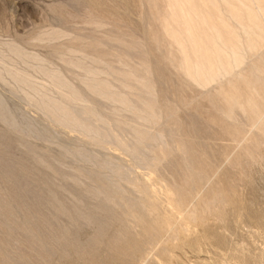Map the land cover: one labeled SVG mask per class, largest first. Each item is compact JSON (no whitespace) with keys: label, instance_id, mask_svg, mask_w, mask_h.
Masks as SVG:
<instances>
[{"label":"rangeland","instance_id":"374dc122","mask_svg":"<svg viewBox=\"0 0 264 264\" xmlns=\"http://www.w3.org/2000/svg\"><path fill=\"white\" fill-rule=\"evenodd\" d=\"M260 35L264 0H0V264H264Z\"/></svg>","mask_w":264,"mask_h":264},{"label":"bare ground","instance_id":"6f19581e","mask_svg":"<svg viewBox=\"0 0 264 264\" xmlns=\"http://www.w3.org/2000/svg\"><path fill=\"white\" fill-rule=\"evenodd\" d=\"M249 18H250V21L252 20H254V18L256 17V15H253V13L252 12H249ZM261 36V35H260ZM264 38L261 36V40H263ZM230 42V41H229ZM224 44H225V42H223ZM233 47V48H232ZM234 47H237V48H239L238 46H236L235 44H233V45H231V48L233 49V51H235V49H234ZM238 50H241V48H239ZM234 56H236V53L234 54ZM212 57H214L213 55L212 56H208V58H211L212 59ZM211 59H210V61L209 62H211L212 63V61H211ZM205 67H206V65H205ZM213 69H214V64H213ZM246 100V99H245Z\"/></svg>","mask_w":264,"mask_h":264}]
</instances>
